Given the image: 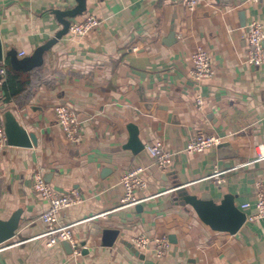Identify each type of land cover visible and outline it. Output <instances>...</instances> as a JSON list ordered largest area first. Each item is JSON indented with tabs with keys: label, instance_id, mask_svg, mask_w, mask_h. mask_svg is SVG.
Listing matches in <instances>:
<instances>
[{
	"label": "crops",
	"instance_id": "0c3cea01",
	"mask_svg": "<svg viewBox=\"0 0 264 264\" xmlns=\"http://www.w3.org/2000/svg\"><path fill=\"white\" fill-rule=\"evenodd\" d=\"M79 3L0 0V118L30 141L7 143L0 157V220L18 214L14 234L1 242L0 264H264V217L246 218L255 212L254 182L264 177V159L256 160L264 142V63L245 60L247 24L264 27V1L202 0L190 12L182 0H85L70 15ZM87 14L99 25L69 33L67 24ZM51 38L39 66L11 67L9 51L28 56ZM196 44L214 68L200 81L188 75ZM60 103L77 116V143L56 122L52 107ZM198 132L219 136L226 149L186 152ZM156 140L172 152L164 169L145 148ZM135 164L145 167L146 187L134 193L142 200L117 208L119 176ZM37 167L55 190L82 194L58 214L60 223L76 222L77 256L40 236L47 201L31 186ZM215 170H226L220 182L210 177ZM189 195L217 205L215 220L225 227L229 209L243 214L241 225L214 227L184 202ZM137 234H166L169 246L160 257L152 245L139 251L130 242Z\"/></svg>",
	"mask_w": 264,
	"mask_h": 264
},
{
	"label": "built area",
	"instance_id": "2783aa9c",
	"mask_svg": "<svg viewBox=\"0 0 264 264\" xmlns=\"http://www.w3.org/2000/svg\"><path fill=\"white\" fill-rule=\"evenodd\" d=\"M202 0H182L187 10L192 12ZM264 1V0H252ZM100 23L97 16L87 14L81 20H72L67 25L69 33L75 36H81L93 27ZM264 27L260 22L255 20L247 24L246 31V62L253 65L264 63ZM23 52H20V55ZM190 68L188 75L195 81H200L204 78H209L214 72L207 49L202 44H196L190 52ZM5 69L0 63V84L3 81ZM195 104L201 107L202 98L199 94L196 95ZM52 112L56 122L64 136L71 142L77 143L81 138L80 124L75 112L65 104H55L52 107ZM221 142V138L215 134H205L198 132L192 136L186 143L184 150L188 153L202 152L203 150L216 146ZM7 146V137L4 130L3 122L0 118V157L4 148ZM148 154L152 158L155 165L164 169L172 160V152L166 149L160 140L145 146ZM256 160L264 159V142L257 145ZM145 167L140 164H135L119 176V183L122 185L123 194L119 199L117 208H125L133 206L142 199L134 194L136 190H141L146 187L144 178ZM226 170L214 171L210 177L215 178L217 182L222 180V173ZM45 170L43 167L34 168L32 172L31 186L36 194L47 201L46 209L40 214V219L45 224V230L40 236L47 239V244L62 241L70 248L71 255L77 256L80 254V246L74 239L72 228L76 222L60 223L58 214L61 210L77 204L83 200L79 189L72 188L68 191H57L52 188L44 179ZM255 187V212L248 215V220H255L264 217V177L254 182ZM249 206L248 202H244L242 207ZM101 213L100 215H102ZM130 242L139 251H144L149 245H152L155 256H162L169 246V239L166 234H158L155 236H147L145 234H137L131 237ZM4 246L0 243V250Z\"/></svg>",
	"mask_w": 264,
	"mask_h": 264
},
{
	"label": "water",
	"instance_id": "95a60500",
	"mask_svg": "<svg viewBox=\"0 0 264 264\" xmlns=\"http://www.w3.org/2000/svg\"><path fill=\"white\" fill-rule=\"evenodd\" d=\"M85 0H80V3L68 13L70 15L75 14L83 8ZM68 25V24H67ZM67 27V26H66ZM54 41V38L48 39L44 43L37 46L33 52L28 56H23L18 58L16 56L15 51H9V63L12 68L18 71H29L33 68L39 66L43 61V54L46 51L50 44ZM3 59V49L0 42V61ZM8 128V129H7ZM5 134L7 137V143H15L21 145H28L30 143L29 138L25 137L14 124H9L8 127L4 125ZM32 140V139H31ZM228 143L221 142L216 145V148L219 152L226 149ZM185 194V193H184ZM184 202L189 203L195 212L199 215V217L212 224L216 228L225 229L230 232L235 231L242 223L244 216L243 214L233 215L232 209L230 211V217L233 219L232 222L225 227L223 222H219L215 220V217H218L220 214V210L217 205H215L211 200L207 197L196 198L195 196H187L184 199ZM225 204V203H224ZM222 208H226L225 205ZM18 224V214L14 213L7 220H0V243L6 241L14 234V230ZM66 244V242H64ZM67 245V244H66Z\"/></svg>",
	"mask_w": 264,
	"mask_h": 264
}]
</instances>
